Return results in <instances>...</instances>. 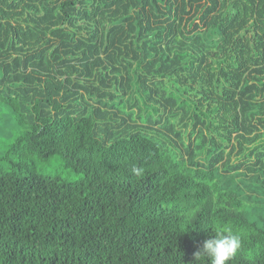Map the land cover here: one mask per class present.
<instances>
[{
  "label": "trees",
  "instance_id": "16d2710c",
  "mask_svg": "<svg viewBox=\"0 0 264 264\" xmlns=\"http://www.w3.org/2000/svg\"><path fill=\"white\" fill-rule=\"evenodd\" d=\"M0 104V264H264V0H0Z\"/></svg>",
  "mask_w": 264,
  "mask_h": 264
},
{
  "label": "clouds",
  "instance_id": "9594fccd",
  "mask_svg": "<svg viewBox=\"0 0 264 264\" xmlns=\"http://www.w3.org/2000/svg\"><path fill=\"white\" fill-rule=\"evenodd\" d=\"M194 253L196 264H229L242 247V235L229 225L219 226Z\"/></svg>",
  "mask_w": 264,
  "mask_h": 264
},
{
  "label": "rangeland",
  "instance_id": "374dc122",
  "mask_svg": "<svg viewBox=\"0 0 264 264\" xmlns=\"http://www.w3.org/2000/svg\"><path fill=\"white\" fill-rule=\"evenodd\" d=\"M18 135L19 130L14 117L0 104V157L6 152ZM36 170L40 174H59L61 178L69 181H74L79 178L78 174L64 170L60 161L56 158H51L48 162L37 163ZM262 207L260 214L264 217V205ZM248 209L251 210L250 206ZM252 216L256 219L254 214Z\"/></svg>",
  "mask_w": 264,
  "mask_h": 264
}]
</instances>
